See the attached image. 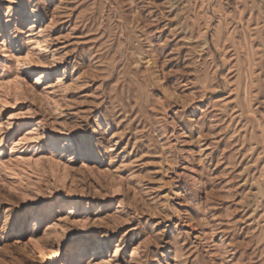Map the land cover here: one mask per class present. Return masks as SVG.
<instances>
[{"label":"rangeland","instance_id":"374dc122","mask_svg":"<svg viewBox=\"0 0 264 264\" xmlns=\"http://www.w3.org/2000/svg\"><path fill=\"white\" fill-rule=\"evenodd\" d=\"M0 264H264V0H0Z\"/></svg>","mask_w":264,"mask_h":264},{"label":"bare ground","instance_id":"6f19581e","mask_svg":"<svg viewBox=\"0 0 264 264\" xmlns=\"http://www.w3.org/2000/svg\"><path fill=\"white\" fill-rule=\"evenodd\" d=\"M247 22H248V21H247ZM240 23H241V22H240ZM244 27H245V26H244ZM46 72H47V74H48V73H50L51 71H50V70H46ZM33 222H34V224L31 225L32 227H37L38 225H40V222H39L38 219H35ZM33 222H32V223H33ZM84 249H86V244L83 245V249H82V250H84Z\"/></svg>","mask_w":264,"mask_h":264}]
</instances>
